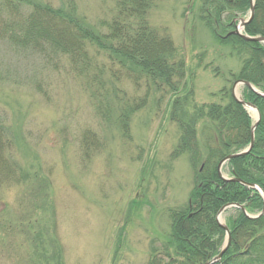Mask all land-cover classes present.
Returning <instances> with one entry per match:
<instances>
[{
  "label": "rangeland",
  "instance_id": "obj_1",
  "mask_svg": "<svg viewBox=\"0 0 264 264\" xmlns=\"http://www.w3.org/2000/svg\"><path fill=\"white\" fill-rule=\"evenodd\" d=\"M75 1L90 25L100 27L110 15L111 0ZM199 4L160 0L149 13L151 25L166 31L184 60L188 113L193 106L224 104L220 91L230 86L228 70L240 65L201 22ZM57 63L0 40V112L23 170L19 183L0 186V264H54L57 254L63 264H145L166 239L169 210L185 205L194 185L189 154H172L180 129L170 119V97L162 95L157 104L161 94L151 92L122 134L100 113L102 91H94L88 73L73 70L64 58ZM116 86L127 96L145 92L127 79ZM242 92L238 85L237 97ZM84 130L95 139L89 158L80 143ZM221 175L230 177L227 164ZM236 214L228 207L221 223Z\"/></svg>",
  "mask_w": 264,
  "mask_h": 264
},
{
  "label": "trees",
  "instance_id": "obj_2",
  "mask_svg": "<svg viewBox=\"0 0 264 264\" xmlns=\"http://www.w3.org/2000/svg\"><path fill=\"white\" fill-rule=\"evenodd\" d=\"M111 1L109 17L96 27L80 15L75 0H58L57 5L51 0H0V40L55 65L64 58L73 70L88 73L91 87L95 84L94 91H102L100 113L122 134H128L131 116L145 106L151 92L161 94L157 104L162 95L170 97V119L180 129L179 143L172 154H189L194 185L185 205L169 210L166 239L160 249L152 248L145 264H204L219 253L223 244L225 232L215 220L223 205L242 204L249 213L262 209L257 190L224 181L217 173V164L224 156L248 145L252 120L232 98L230 86H223L220 91L226 97L224 104L193 106L188 113L185 107L191 102V91H186L183 82L184 60L176 56L166 31L149 21L150 11L160 0ZM198 1L201 22L240 63L236 71L228 70L226 82L231 85L241 79L264 92V45L233 33L238 20L247 16L249 0ZM243 33L264 37V0H254V14ZM197 64L200 66L202 60L198 59ZM121 79L129 80L136 88L143 85L144 94L125 95L116 86ZM242 98L258 108L261 118L250 152L229 160L227 166L230 177L264 191V98L246 87ZM113 107H118L116 112H111ZM198 121L202 148L196 137ZM80 139L83 154L89 158L90 147L95 145L94 135L84 130ZM12 142L10 128L0 112V186L21 181L23 170L14 159ZM235 211L236 216L226 221L228 224L225 222L230 232L229 246L213 264H264V214L250 219ZM59 262L62 263L57 254L54 264Z\"/></svg>",
  "mask_w": 264,
  "mask_h": 264
},
{
  "label": "water",
  "instance_id": "obj_3",
  "mask_svg": "<svg viewBox=\"0 0 264 264\" xmlns=\"http://www.w3.org/2000/svg\"><path fill=\"white\" fill-rule=\"evenodd\" d=\"M252 16H253V0H250L249 17H248L247 19H245V20H240V23H239V25L237 26V29L235 30V33L240 34L239 29H240V28H243L244 25L247 24V23L252 19ZM242 37H243L244 39H246V40H249V41L264 42V37H249V36H245V35H242ZM237 84L245 85V86H247L248 88L252 89V90H253L255 93H257L258 95L264 97V93H262V92L258 91L257 89H255V88H254L250 83H248L247 81H241V80H239V81H236V82L232 85V88H231V94H232V97H233L237 102H239V103L243 106V108H245V109H251V110L255 111V115H256V116H255V122H254L253 125L250 127V141H249V144H248V146L246 147V149H244L243 151L237 152V153H231V154L225 156L224 158H222V159L219 161V163H218V165H217V171H218L219 176H220L222 179H224V180H229V179H228V178H224V177L221 175V172H220V168H221V166H222L225 162H227L228 160H230V159H232V158H236V157H238V156H243V155L247 154V153L251 150V148H252V146H253V142H254V130H255V127L257 126L258 121L260 120V113L258 112V110L256 109V107H255L252 103H250V102H246V101H243V100H241V99H239V98L236 97V95H235V87H236ZM232 180H235V181H237V182H240V183L245 184V185H248V186H253L252 184H247V183L241 181L240 179H232ZM260 191H261V190H260ZM263 194H264V193L262 192V197H263V201H264V195H263ZM231 206H236V207H238L239 209H241V210L244 212V214H245L246 216H248V217H250V218H254V217H256V216H249V215H247L246 212H245V210H244V208H243V206L238 205V204H227V205H224L223 207H221V208L219 209L217 215H216V220H217L218 224H219V225L225 230V233H226V240H225V243H224V246H223L222 250H221V251H220L215 257H213L210 261H208V262H206V263H204V264H213L214 262L218 261V260L221 258L222 254L224 253V251L226 250V248L228 247V245H229L230 234H229L228 228H227L224 224H222V223L220 222L219 217H220L221 213H222L226 208L231 207ZM263 211H264V209L262 210V212H263Z\"/></svg>",
  "mask_w": 264,
  "mask_h": 264
},
{
  "label": "bare ground",
  "instance_id": "obj_4",
  "mask_svg": "<svg viewBox=\"0 0 264 264\" xmlns=\"http://www.w3.org/2000/svg\"><path fill=\"white\" fill-rule=\"evenodd\" d=\"M249 141H250V139H249ZM249 144V143H248ZM264 193V192H263ZM264 195V194H263Z\"/></svg>",
  "mask_w": 264,
  "mask_h": 264
}]
</instances>
